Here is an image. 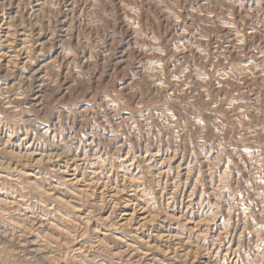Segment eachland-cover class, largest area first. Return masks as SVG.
I'll return each mask as SVG.
<instances>
[{
	"label": "rangeland",
	"instance_id": "1",
	"mask_svg": "<svg viewBox=\"0 0 264 264\" xmlns=\"http://www.w3.org/2000/svg\"><path fill=\"white\" fill-rule=\"evenodd\" d=\"M0 264H264V0H0Z\"/></svg>",
	"mask_w": 264,
	"mask_h": 264
}]
</instances>
